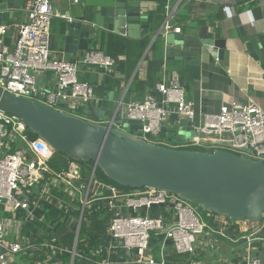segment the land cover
Segmentation results:
<instances>
[{
	"label": "built area",
	"instance_id": "2783aa9c",
	"mask_svg": "<svg viewBox=\"0 0 264 264\" xmlns=\"http://www.w3.org/2000/svg\"><path fill=\"white\" fill-rule=\"evenodd\" d=\"M80 1L70 0L74 5ZM164 9L163 36L180 35L179 26L169 25L174 9L168 3ZM23 12L26 21L16 26L12 46H0V89L54 111L86 119L81 112L89 104L98 103V99L94 87L79 80V67L92 64L109 71L113 60L98 51H87L74 61L52 57L51 0H27ZM6 30L1 27L0 36ZM47 72L54 75L49 88L44 87L40 77ZM155 92L157 95L147 92L142 101H120L112 117L98 123L123 131L127 120L139 121L141 131L132 135L144 139V134H149L151 141L162 126L169 124L171 115L176 117L170 124L174 125L198 114L195 137L174 148L223 150L264 162V111L256 104L232 102L222 105L217 112L196 109L194 102L185 99L177 77L156 83ZM30 133L17 117L0 111V264H74L78 260L86 261L82 264H167L171 253L193 258L202 242L198 237L206 229H210L213 238L220 235L234 243L245 240L240 251H232L233 261L229 264H261L255 244H264V214L254 224L207 214L210 225L196 207L173 194L153 189L121 191L100 183L93 164L85 177L76 161L61 160L63 167L54 169L50 162L56 153L41 139H32ZM33 188H38V192L31 195ZM45 201L54 205V209H39L45 206ZM98 202L103 203L102 210L108 216L106 245L95 252V255L105 253L102 261L87 257L78 249L86 216ZM151 205L163 209L150 216ZM142 210L144 215L140 214ZM18 212L22 213V223L36 219L40 237H20L17 232L16 237L9 236L7 227H18L19 222L13 219ZM152 239L158 240L157 260L147 258L152 251L149 247ZM206 245L207 251L211 250L210 240ZM65 255L68 262H62ZM125 255L129 256L127 260Z\"/></svg>",
	"mask_w": 264,
	"mask_h": 264
},
{
	"label": "water",
	"instance_id": "95a60500",
	"mask_svg": "<svg viewBox=\"0 0 264 264\" xmlns=\"http://www.w3.org/2000/svg\"><path fill=\"white\" fill-rule=\"evenodd\" d=\"M13 4L0 0V28L12 20ZM142 16L138 0L119 2L112 8L100 7L90 21L65 19L57 42L64 53L75 55L89 51V46L98 40L99 34L138 39L147 33L146 20ZM162 27L158 34H164ZM164 39L168 46L178 48L176 60L179 62H189L190 57L199 55L200 47H204L217 61L222 60L223 40L198 39L197 52L182 35L168 33ZM85 67L99 68L92 64ZM184 68L194 70L190 65H184ZM0 111L17 117L55 153L68 160L92 163L120 187L164 191L202 212H210L229 221L257 223L264 214L262 161L223 150L207 152L166 147L150 141L149 134L139 139L131 134L141 131L139 121L127 120L123 131L99 124L102 119L113 115L112 111L103 108L88 107L86 119H81L0 89ZM198 125V114L191 120L175 122L171 125L176 134L173 139L176 143L191 141ZM59 165L62 168L63 162L59 161ZM156 207L161 206H150ZM214 240L237 252L245 243L244 239L234 243L220 235H215ZM207 253L213 255L211 250ZM258 259L263 264L264 252L259 253Z\"/></svg>",
	"mask_w": 264,
	"mask_h": 264
},
{
	"label": "crops",
	"instance_id": "0c3cea01",
	"mask_svg": "<svg viewBox=\"0 0 264 264\" xmlns=\"http://www.w3.org/2000/svg\"><path fill=\"white\" fill-rule=\"evenodd\" d=\"M5 1L14 3V8L11 9L13 10V18L11 21H7L6 33L0 36V46L1 44L5 45L6 42L11 47L15 38L16 26L26 21L23 7L27 0ZM125 1L81 0L74 5L70 0H51V8L54 14L51 20L50 41L52 57L74 61L77 58L80 59L84 54H66L59 46L57 36L65 23V19L90 21L100 7L112 8L114 4ZM138 2L140 13L144 19L146 14L155 10L157 6V3L153 0H138ZM166 3L174 9L175 17H173L181 21H179L181 23L179 27H183L185 31L181 32L180 35L190 42L189 45L193 50L198 52V39L223 40L225 46L221 61H217L204 47H200L199 55L190 57L189 62H179L176 60L178 48L168 46L164 39L163 61L160 64V80L158 82L163 79L169 80L177 77L184 91L185 99L194 102L196 109L205 112H217L219 107L229 105L232 102L239 105L254 103L264 111V0H165ZM171 21L169 25H172ZM109 35L112 34H99L98 40L89 46V51H96L104 38ZM144 36L129 40H139ZM153 39H151L150 45ZM147 57H150V52L147 53ZM184 65H190L194 70L186 69ZM111 69L106 71L101 67L92 69L85 66L79 67L78 78H88L90 83H93L94 88L101 91V98L96 96L98 103L89 104L88 107L103 108L105 111L110 110L114 113L120 101L124 103L132 102L133 96H126L129 84L136 74L140 79L145 78L146 61L141 60L139 62L128 82H125L121 75L115 74L114 77L118 81V86H115L112 90H106V86H102V82L105 75L111 72ZM40 77L46 88H49L53 83L54 75L50 72L43 73ZM152 93L157 95L155 89ZM88 107H86V110ZM82 115L86 117L85 114ZM174 121H176V117L171 115L169 124L165 125L163 129L170 131V124ZM131 134L134 135V132ZM175 136L176 134L173 131L166 138L170 139ZM33 189L31 195L38 192V188ZM44 205H40L39 209H54V205L48 204L47 201ZM21 218L22 213L14 214L13 219L19 222L17 229L7 227L11 238L16 237L15 232L19 233L20 237L34 238L41 236V228L36 223V219L22 223ZM208 240H210L211 246L209 247H211L212 256L207 253L206 241ZM236 240L237 238H235ZM200 243L203 244L205 249L201 254L197 251L196 255L200 254L201 257H206L205 262L202 264L216 262V251L221 248L220 242L207 235L202 238ZM255 246L257 247L258 257L259 253L264 250V244H255ZM230 248L227 247L223 250L224 256L220 255L222 258L216 262L217 264H229L233 261L230 257L233 249ZM234 252L237 253L235 249ZM253 253V256H255L256 253ZM152 254V251L149 252L147 258L157 260V253L155 252V258L152 257ZM124 257L126 260L129 258L128 255ZM193 258L187 259L183 264H191ZM200 263L197 260L192 264Z\"/></svg>",
	"mask_w": 264,
	"mask_h": 264
},
{
	"label": "trees",
	"instance_id": "16d2710c",
	"mask_svg": "<svg viewBox=\"0 0 264 264\" xmlns=\"http://www.w3.org/2000/svg\"><path fill=\"white\" fill-rule=\"evenodd\" d=\"M157 3V6L155 10L150 11L146 14L145 20H146V29L147 33L142 39L139 40H129L122 36L117 35H109L104 38L101 45L96 49V51L100 52L104 57L110 58L113 60V67L111 69L110 73H107L103 79L102 86H106V90L110 89L112 90L115 86H118V81L115 79L114 75L119 74L123 77V80L125 82H128L132 76L133 73L139 64L141 60L146 61V73L145 78L140 79L138 75H134L127 91L126 96H133L132 101H142L145 94L147 92H153L155 89L156 83L160 80V64L163 61V46H164V36L161 34H158L159 29L163 25L165 21V0H153ZM175 17V16H174ZM171 19L172 25L181 26L180 20ZM180 21V22H179ZM184 28L181 27V32H184ZM153 39L152 44L151 39ZM5 45H8V43ZM150 45V46H149ZM150 52V57H147V53ZM81 82L89 83L93 86V83H90V80L88 78H82L79 79ZM94 87V86H93ZM102 89V88H101ZM105 90V89H104ZM94 93L98 98H101V91L94 88ZM82 114H85L83 111ZM173 133V130H166L161 129L160 133L156 137H152V142H162V140L170 143H175L173 137L170 139H167L165 134ZM169 133V134H170ZM30 137L32 139H36L37 137L30 133ZM188 150H201L198 148H186ZM211 152V151H208ZM65 161L66 159L63 158L61 155L57 154L55 157L51 160V166L56 169L60 170L59 161ZM79 164V167L81 169V175L82 177H85L88 173V171L91 168L92 163H83V162H77ZM96 176L103 180L102 183L114 186L116 189L121 191H129L130 189L120 187L116 185L115 183L108 180L102 172H100L98 169H96ZM92 212L87 215V222H85L82 226V229L79 234V239H82L81 242H79V253H82L83 255L87 257H91L94 260L102 261L106 255L105 253H101L98 255H95V252L100 249L101 247L106 245L107 239L105 237L106 233V224L108 222V216L105 214L103 203L98 202L95 205L92 206ZM97 209V210H96ZM161 207L156 208H150L148 211V214L150 216H156L160 211ZM199 209V208H197ZM199 211H201L199 209ZM202 212V211H201ZM205 213V220H208L209 224L211 225V221L207 217V214H213V213ZM141 215L145 214V210H142ZM254 224V223H250ZM71 239V235H68ZM68 238V239H69ZM149 247L152 249V252L155 254L158 250V240L152 239L149 243ZM123 255V254H122ZM184 260H181V259ZM201 258V256L199 257ZM188 257H182L178 256L176 254H170L169 255V263L167 264H183L186 262ZM69 257L67 255L62 257V262H68ZM85 260H78L75 261L74 264H82L85 263Z\"/></svg>",
	"mask_w": 264,
	"mask_h": 264
},
{
	"label": "rangeland",
	"instance_id": "374dc122",
	"mask_svg": "<svg viewBox=\"0 0 264 264\" xmlns=\"http://www.w3.org/2000/svg\"><path fill=\"white\" fill-rule=\"evenodd\" d=\"M72 115H75V114H72ZM102 120H106V118H104V119H102ZM168 134H169V133L167 132V134H165V136H167ZM157 143L160 144V145L166 146V147H175V145L179 144V143H168V142H166V141H164V140H162V142H157ZM199 149H201V148H199ZM201 150H204V149H201ZM96 179H97L100 183L103 182V180H100L97 176H96ZM196 209H197V208H196ZM197 212H198V213H199L204 219H206V218H205L206 215H205L204 212L199 211V209H197ZM206 221L209 222L208 220H206ZM210 234H211V233H210V229H206L205 232H204V235L199 236L198 239L203 238L204 236H207V235L211 236ZM219 245H220L221 248H220V250L216 251V256H215V260H216V262L219 261V260H221L222 257H221L220 255L224 256V254H223V250H224L225 248H227V246H226L225 244H223V243H220ZM196 249H197V251H199L200 254H201V253H203L205 247L203 246V244L200 243L199 245H197ZM200 254H199V255H196V257L193 258V261L191 262V264L194 263V262H196L197 260H198L199 262H201L200 264H202V263L205 262L206 257H201V258H199V257H200ZM152 257L155 258V254H154V253L152 254ZM216 262H215V261H212V262L209 263V264H217Z\"/></svg>",
	"mask_w": 264,
	"mask_h": 264
}]
</instances>
